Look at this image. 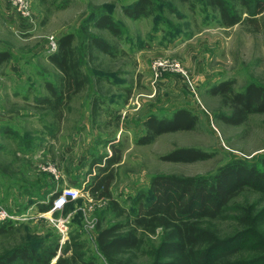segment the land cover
Returning <instances> with one entry per match:
<instances>
[{"label": "rangeland", "instance_id": "374dc122", "mask_svg": "<svg viewBox=\"0 0 264 264\" xmlns=\"http://www.w3.org/2000/svg\"><path fill=\"white\" fill-rule=\"evenodd\" d=\"M132 1L28 0L30 17L25 19L0 0V52L10 53L0 62V207L12 215L0 219V225L10 221L0 233V254L19 244L40 250L57 246L54 263L78 243L96 264H111L98 249L96 228L124 221V216L115 215L107 198L91 196L88 185L98 171L91 162L111 155L113 148L119 150L120 162L113 167L109 190L126 209L156 174L210 176L227 161L258 162L264 154V113L227 124L218 114L230 109L220 95L208 92L224 80H233L235 91L250 82L264 84V28L246 22L224 27L217 11L201 6L192 11L177 0H156L155 14L134 20L122 10ZM172 6L176 11L170 12ZM101 9L119 20L122 35L92 26L88 30L115 48L113 56L97 48L90 52L83 35ZM66 33L74 34L84 83L53 110L40 103L49 95L45 82L60 83V72L47 58L58 50V44L50 48V37L58 43ZM154 61L166 68L154 69ZM176 64L181 71L170 70ZM179 108L196 116L193 129L138 142L146 117L170 116ZM178 147L198 148L212 157L193 162L161 158ZM67 190L78 194L59 207H54V197L50 209L39 210L55 193ZM242 200L260 205L257 209L264 203L251 191ZM234 225L230 220L220 227L228 234ZM258 233L264 239V225ZM159 240L147 236L138 251L118 258L124 264H152V248ZM255 242L254 237L248 240Z\"/></svg>", "mask_w": 264, "mask_h": 264}, {"label": "trees", "instance_id": "16d2710c", "mask_svg": "<svg viewBox=\"0 0 264 264\" xmlns=\"http://www.w3.org/2000/svg\"><path fill=\"white\" fill-rule=\"evenodd\" d=\"M169 2L168 0H161ZM187 3L193 11L198 6L210 8L219 14L220 24L231 27L246 22L259 30L264 28V0H177ZM176 11L175 7L168 8ZM130 19L150 17L157 10L156 0H133L123 7ZM243 15L244 18H243ZM89 24V25H88ZM83 35L87 48H93L113 56L115 48L102 36L90 32L89 26L106 29L112 35H122V25L110 12L103 9L94 12ZM74 34L66 33L58 40V50L47 56L60 72L59 84L45 82L49 92L40 103L49 109L58 110L73 94L81 90L84 79L73 46ZM10 53L0 52V62L6 61ZM208 92L220 95L228 106V113L218 114L227 124L243 123L252 113H264V84L248 83L242 90L235 91L233 80H224L211 87ZM196 116L188 109L179 108L170 116L157 117L153 114L143 122L145 134L140 144L152 142L154 137L165 132L191 130ZM111 155L104 154L91 162L98 171L92 175L89 193L95 198L105 197L116 216H124L106 227L97 225L96 243L100 253L111 264H124L118 258L128 251H138L147 236H160L157 246L152 248V264H264V239L258 231L264 225V203L257 209L256 203L238 201L244 193L259 194L264 202V154L258 162L235 158L221 164L210 176H181L156 174L151 177L147 190H142L133 199L130 209L113 199L109 190L113 167L120 162L119 150L113 148ZM212 157V153L194 147H178L161 158L174 162H193ZM91 172V171H90ZM40 205V211L52 207V200ZM259 204V202H258ZM231 212H236L232 215ZM233 221L231 233H224L223 223ZM10 221L0 225V233L6 231ZM255 238L252 245L248 240ZM260 242L257 239H260ZM259 242V243H258ZM258 243V244H257ZM70 255L61 254L54 263L57 246L44 250L38 246L19 244L0 254V264H96L93 257H85L79 244ZM253 261V262H251ZM126 263V262H125Z\"/></svg>", "mask_w": 264, "mask_h": 264}, {"label": "built area", "instance_id": "2783aa9c", "mask_svg": "<svg viewBox=\"0 0 264 264\" xmlns=\"http://www.w3.org/2000/svg\"><path fill=\"white\" fill-rule=\"evenodd\" d=\"M8 5L11 8H14V10L16 11V13L22 17H24L25 19H28L30 17V13L28 11V0H7ZM50 48L52 50H55L57 48V42L53 37H50ZM179 65H172L170 66V70L173 71H181V69L178 67ZM152 67L154 69H164L166 68L165 63H163L162 61H154L152 64ZM75 194L77 195L78 192L77 191H72V190H67V192L63 193V194H59L54 200V207L56 206H60L62 204H64L67 200V198L69 197H74ZM6 218H12V215L6 211L5 209L0 207V219H6Z\"/></svg>", "mask_w": 264, "mask_h": 264}, {"label": "water", "instance_id": "95a60500", "mask_svg": "<svg viewBox=\"0 0 264 264\" xmlns=\"http://www.w3.org/2000/svg\"><path fill=\"white\" fill-rule=\"evenodd\" d=\"M53 262H55V261H53Z\"/></svg>", "mask_w": 264, "mask_h": 264}]
</instances>
